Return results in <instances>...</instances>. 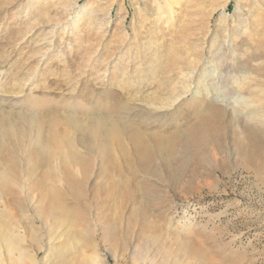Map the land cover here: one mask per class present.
Returning <instances> with one entry per match:
<instances>
[{"label": "rangeland", "instance_id": "1", "mask_svg": "<svg viewBox=\"0 0 264 264\" xmlns=\"http://www.w3.org/2000/svg\"><path fill=\"white\" fill-rule=\"evenodd\" d=\"M263 30L264 0H0V126L9 111L42 108L30 106L33 95L47 99L42 112L100 113L102 102L116 104L129 85L141 87L148 60L142 50L171 40L175 31L186 34L196 51L186 57L198 63L181 68L192 86L168 121L183 127L193 120L195 105L182 98L205 93L221 101L227 84L236 88L228 106L233 118L223 122L225 174L219 178L214 171L211 141L182 134L171 154H157L138 173L137 203L123 211L115 230L104 228L88 194L89 222L65 226L51 243L70 240L74 248L63 264H205L208 258L264 264V170H243L232 148V130L243 129L249 118L244 105L252 103L250 90L264 93L246 67L261 61L253 53L264 44ZM215 86L221 91L214 92ZM175 157L192 163L188 174L171 171ZM140 203L142 210L133 208ZM189 243L205 253L190 252ZM35 256L36 264H58L52 256L45 259L44 249Z\"/></svg>", "mask_w": 264, "mask_h": 264}, {"label": "bare ground", "instance_id": "2", "mask_svg": "<svg viewBox=\"0 0 264 264\" xmlns=\"http://www.w3.org/2000/svg\"><path fill=\"white\" fill-rule=\"evenodd\" d=\"M178 32L156 48L142 50V56L148 60L142 68L145 73L141 87L129 88V85L116 104L101 101L102 111L96 115L63 114L54 107L42 112L47 99L33 95L28 100L30 106L41 103L44 110L21 109L15 114L9 111L1 118L0 264H36L35 254L40 249H44L45 259L53 257L55 262L63 264L74 247L67 244L70 240L62 245L51 243L60 240L65 226L88 220L85 213L91 209L90 195V202L102 213L104 228L108 232L115 230V225L122 223L123 211L137 203L138 173L157 154H171L184 133L192 141L212 142L214 171L222 177L225 171L222 141L226 131L223 122L233 118L228 106L236 88L227 84L221 91L220 86H215L214 92L221 91L227 97L221 101L207 99L205 93L201 98H182L189 106L195 105L193 120L183 122V127L179 120L168 121V116L177 110V100L190 92L188 88L192 86L189 74L180 76L181 68L193 64L195 67L198 63L186 57L196 51L187 44L186 34L177 35ZM179 42L185 43L177 45ZM253 56L261 61L247 63L246 67L255 74V82L262 88L264 44ZM250 91L253 104L244 105L249 118L243 129L232 130V148L242 169L254 173L257 169L264 170V93ZM151 122L158 127L150 128ZM24 152L28 153L27 157ZM173 159L170 169L175 175L186 174L193 167L191 162L179 157ZM133 208L142 210V203ZM190 243V252L205 253L200 246L191 247ZM205 264L216 263L208 258Z\"/></svg>", "mask_w": 264, "mask_h": 264}]
</instances>
